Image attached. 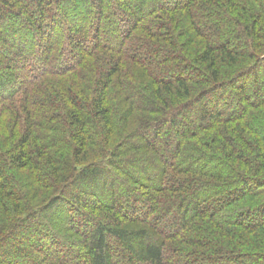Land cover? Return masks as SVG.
<instances>
[{
  "label": "trees",
  "instance_id": "obj_1",
  "mask_svg": "<svg viewBox=\"0 0 264 264\" xmlns=\"http://www.w3.org/2000/svg\"><path fill=\"white\" fill-rule=\"evenodd\" d=\"M0 264H264V0H0Z\"/></svg>",
  "mask_w": 264,
  "mask_h": 264
},
{
  "label": "rangeland",
  "instance_id": "obj_2",
  "mask_svg": "<svg viewBox=\"0 0 264 264\" xmlns=\"http://www.w3.org/2000/svg\"><path fill=\"white\" fill-rule=\"evenodd\" d=\"M259 72H260L259 74L261 75V70H260ZM261 78L263 79V76H261ZM227 97H228V100H227L228 105H230V104L232 103L233 100H232V98L230 97V95H228Z\"/></svg>",
  "mask_w": 264,
  "mask_h": 264
}]
</instances>
